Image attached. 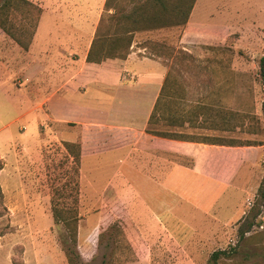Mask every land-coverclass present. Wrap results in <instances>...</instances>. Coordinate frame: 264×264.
<instances>
[{
	"label": "rangeland",
	"instance_id": "obj_1",
	"mask_svg": "<svg viewBox=\"0 0 264 264\" xmlns=\"http://www.w3.org/2000/svg\"><path fill=\"white\" fill-rule=\"evenodd\" d=\"M65 1L60 19L72 13L92 18L101 3ZM112 2L122 6L126 0ZM201 6L208 7L196 11L202 21L219 19L212 5ZM45 17L53 18L45 13L42 25ZM8 18L16 35L25 38L19 33L26 24L23 14L10 13ZM62 28L63 23L42 26L39 36ZM178 36L177 29L138 33L133 49L147 40L176 47ZM233 45L229 41L211 50L206 45L189 49L193 59L186 80L192 97H206L215 107L185 131L198 138L264 146V85L258 76L264 43ZM27 91L24 82L16 85L9 73L0 71V264H68L67 255L74 264H264V149L225 192V203L220 196L211 208L192 204L182 211L163 204L141 218L139 212L132 213L133 203L123 202L121 185H105L107 172L99 173L98 185L85 184L62 141L43 140L38 126L44 119L32 110ZM53 207L76 209L75 246L63 225L54 223ZM220 251L228 254L211 260Z\"/></svg>",
	"mask_w": 264,
	"mask_h": 264
},
{
	"label": "crops",
	"instance_id": "obj_2",
	"mask_svg": "<svg viewBox=\"0 0 264 264\" xmlns=\"http://www.w3.org/2000/svg\"><path fill=\"white\" fill-rule=\"evenodd\" d=\"M29 1L42 10L29 49L21 50L2 33L0 71L9 73L16 85L26 84L32 110L44 119L38 126L44 141L80 144L81 181L98 185L99 173L107 172L105 185H121L123 202L133 203L132 213L139 212L141 218L163 204L167 210L182 211L192 204L211 208L220 196L225 203L243 168L256 163L264 146L205 145L147 134V120L166 74L161 62L139 47H132L125 59L86 62L104 0L92 18L72 13L64 19L65 0ZM203 2L212 5L218 20L198 17L196 11L208 9ZM45 13L53 18L45 17L42 25ZM60 23L65 28L39 36L42 26ZM229 41L234 48L264 43V0H196L176 47L191 53L194 45Z\"/></svg>",
	"mask_w": 264,
	"mask_h": 264
},
{
	"label": "trees",
	"instance_id": "obj_3",
	"mask_svg": "<svg viewBox=\"0 0 264 264\" xmlns=\"http://www.w3.org/2000/svg\"><path fill=\"white\" fill-rule=\"evenodd\" d=\"M196 0H126L124 5L114 4L112 0H104L103 15L95 29L93 39L86 55V62L100 64L107 59H125L133 47L134 37L138 33H152L177 29L180 31L188 21L190 12ZM10 13L23 14L25 25H21V35H16L9 22ZM41 8L29 0H0V29L21 50L27 51L35 33ZM179 37V36H178ZM152 41V40H149ZM148 40L140 43L146 54L161 62L166 68V74L153 105L145 132L149 135L181 142L199 143L205 145L226 147H255L260 144L242 143L239 140L224 142L212 137L198 138L185 130L206 111H212L214 102L206 101V97H192L186 76L192 63L193 55L180 47L166 46L164 42ZM211 50L213 47L205 46ZM229 52L231 50L228 49ZM177 66L180 69H177ZM229 69H227V72ZM229 73V72H228ZM258 76L264 85V55L258 60ZM202 85V84H201ZM200 89L199 87H197ZM202 88V87H201ZM261 112L264 114V99L261 102ZM227 112L228 115H235ZM251 119L254 116L249 115ZM67 155L72 158L76 170L80 163V144L62 142ZM2 167H0V170ZM264 197V192L262 193ZM53 221L62 224L67 230L70 243L76 245V226L78 222L76 209L73 207H53ZM104 233L99 235L101 239ZM225 251L214 252L211 260L216 261ZM67 263L74 264L67 255ZM104 260L101 264H104Z\"/></svg>",
	"mask_w": 264,
	"mask_h": 264
}]
</instances>
